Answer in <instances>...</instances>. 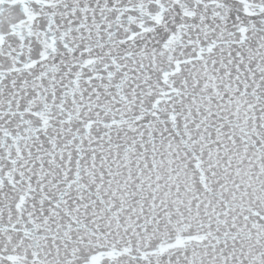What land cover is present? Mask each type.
Wrapping results in <instances>:
<instances>
[{"label":"snow or ice","instance_id":"obj_1","mask_svg":"<svg viewBox=\"0 0 264 264\" xmlns=\"http://www.w3.org/2000/svg\"><path fill=\"white\" fill-rule=\"evenodd\" d=\"M0 264H264V0H0Z\"/></svg>","mask_w":264,"mask_h":264}]
</instances>
